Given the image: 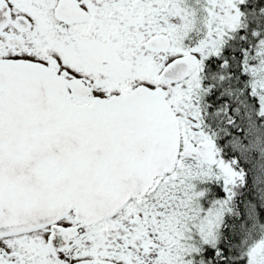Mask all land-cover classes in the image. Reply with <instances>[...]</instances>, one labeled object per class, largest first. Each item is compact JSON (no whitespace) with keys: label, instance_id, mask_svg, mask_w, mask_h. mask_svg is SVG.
<instances>
[{"label":"snow or ice","instance_id":"1","mask_svg":"<svg viewBox=\"0 0 264 264\" xmlns=\"http://www.w3.org/2000/svg\"><path fill=\"white\" fill-rule=\"evenodd\" d=\"M0 264H264V0H0Z\"/></svg>","mask_w":264,"mask_h":264}]
</instances>
